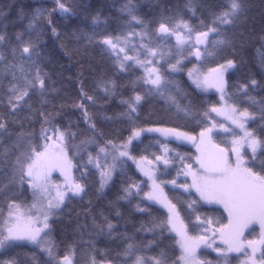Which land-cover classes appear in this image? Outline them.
<instances>
[{"label": "snow or ice", "instance_id": "6c2138e0", "mask_svg": "<svg viewBox=\"0 0 264 264\" xmlns=\"http://www.w3.org/2000/svg\"><path fill=\"white\" fill-rule=\"evenodd\" d=\"M14 6L13 3L9 7ZM77 7L69 0H53L51 9L36 8L32 11L28 16V28L34 29L39 22L46 21L53 35H58L52 17L56 14L72 17L77 14ZM244 10V0H230L224 10L214 15L206 31L197 30L185 20L173 23L171 18H165L154 29L156 39L153 40L148 25L135 14L133 0H127L121 11L130 17V25L140 26L139 32L129 31L115 36L88 35V41L99 44L118 71L127 72L133 64L144 69L140 77L131 81L133 94L120 101L125 106L124 111L115 117H104L109 121H125L128 135L123 136L117 129L109 138L97 126L85 105V101L95 104L96 98L83 88L81 100L74 106L82 111L90 135H84L78 142V130L60 126L55 122V113L37 109L42 118L39 131L18 133L11 147L0 152V168L9 171L6 182L0 179V197H4L0 203V257L28 246L46 254L44 264H75V248L69 246L61 255L50 238L54 217L67 201L77 197L83 199L90 174L98 175L97 193L102 196L104 190L114 183L115 176L123 174L131 161L144 179L123 184L117 203L124 200L131 204L139 198L134 205L135 211L149 217L139 231L151 233L154 237L158 234L160 238H164L167 232L175 242L173 254L170 256L166 249H160L153 256L142 254L159 247L157 239L138 242L134 235L117 233L118 225L101 212L100 223L93 219L94 227L100 234L122 239L125 246L116 257L108 258L105 252L104 258L97 260L93 255L89 264H120L121 258L123 264H213L211 260L200 258L202 248H211L217 254V264H230L231 253L244 255L246 259L242 264H264V126L258 135L249 126V122L256 119L255 113L229 103L232 96L226 91L225 74L236 69L234 58L223 56L222 63L207 68V71L201 67L231 46L226 30L237 22ZM6 15L7 12L0 11V16ZM17 15L25 17L23 7L17 9ZM93 23H98V17H93ZM210 34L216 39L210 40ZM137 37L138 44L134 43ZM173 37L177 56L173 63H169L173 59L171 48L166 54L158 42L171 41ZM16 40L18 43L12 45L6 32H0V73L4 79L11 77L7 85L0 83V104L7 108V113H0V135L7 136L12 135L9 124L14 121L11 118L25 106L32 111L28 103L31 97L37 93L44 97L49 91V75L40 66L42 52L38 39L24 40L23 34L17 33ZM193 59L196 63L187 71L191 86L200 93L215 89L219 94L218 101H205L202 110L196 108L191 100L186 104L180 103L177 96L183 94L186 99L188 94L183 92L178 82L169 79V76L182 73L184 62L191 63ZM164 64H167L166 69ZM138 85L143 92L136 91ZM99 86L106 95L116 94L115 81L101 80ZM250 86L264 85L252 79L238 89L251 104L260 105L259 118L264 121V100L257 101L248 95ZM149 97L161 100L168 109H174L177 117L182 116L185 120L199 115L200 119L196 121L199 132L196 133L195 128L183 131L181 127H168V122L162 120L141 122L140 108ZM220 130H223V135L231 136V140L217 142L215 138L222 134ZM146 134L156 137L155 144L150 146L159 147V154L152 152L151 158L136 154L137 146L143 143ZM173 140L193 144L196 149L194 159L172 149L169 145ZM224 144L230 146H222ZM10 156L14 159L10 160ZM177 160L180 167L176 175H182L185 182L178 183L176 178L161 179V176L169 174L171 167H176ZM55 173L59 174V181L54 179ZM169 185L177 195L169 197L165 192ZM14 186L18 192L7 194ZM25 190L31 192V203L19 199ZM216 205L222 207L226 217L215 218L199 211L201 207ZM156 206L162 214L153 216ZM115 216L118 219L122 217L118 209ZM257 224L261 230L259 239H246V230ZM217 240L220 244H216ZM175 249L179 251L178 256ZM24 255H30L33 264H40L35 252ZM20 256V253H15L0 259V264H24Z\"/></svg>", "mask_w": 264, "mask_h": 264}, {"label": "trees", "instance_id": "16d2710c", "mask_svg": "<svg viewBox=\"0 0 264 264\" xmlns=\"http://www.w3.org/2000/svg\"><path fill=\"white\" fill-rule=\"evenodd\" d=\"M70 3L78 5L76 15L72 17H63L56 14L52 17L53 26L57 29L58 35H53L51 27L46 21H41L34 29L28 28V16L36 8L53 7V0H0V11L7 12L6 17L0 16V32H6L10 43L16 45L17 33H22L24 40L29 38L39 41L42 52L40 66L49 75L48 87L49 91L41 97L38 93L34 94L29 100L32 111L25 106L19 111L14 121L9 124L11 136L0 135V152L4 148H10L17 139L20 132H38L41 126L42 118L36 111H44L55 113V122L62 127H70L73 131H79L77 141L82 139L84 135L89 134L87 124L85 123L82 111L75 107L81 100V89L96 98L95 104H89L85 101V105L90 115L95 119L97 126L101 128L111 138L119 129L123 136L128 135L127 123L122 120H105V116L115 117L118 113L123 112L125 106L120 103L122 98H127L133 94L131 81L136 80L143 74L144 69L133 64L127 72L117 70L113 60L102 50L99 44L90 43L88 35L97 33L100 35H123L129 31L139 32L140 26L129 24L130 17L121 11L122 6L127 0H69ZM230 0H133L136 5L135 14L145 21L148 25L149 34L153 40L156 39L154 29L159 22L165 18H171L175 23L179 20H185L199 31H206V26H211L214 15L224 10ZM14 7H9L12 4ZM245 10L241 13L237 22L227 28V36L231 41V46L219 53L214 59H210L207 64L201 66L204 71L207 68L215 67L217 63H222L221 57L227 56L237 61V67L225 74L227 81L226 91L232 96L229 103H235L240 108H248L250 112H254L256 119L249 122L251 129L255 130L259 135L264 126V121L260 117V105H255L248 101L247 96L242 95L238 91L239 86L244 83H250L252 79L258 81L259 85H264V0H244ZM23 7L25 17L20 18L17 15V9ZM93 17H98V23H93ZM203 22V23H202ZM210 40L216 39L215 36L209 35ZM139 37L134 43H139ZM163 51L167 54L169 49L172 50L173 59L169 63H173L177 52L174 46L175 38L171 41L161 40L158 42ZM133 53H129L132 55ZM143 59V57H141ZM11 57L9 56V61ZM196 63L193 59L191 63L184 62L182 73L169 76V79L178 82L179 87L188 96L185 99L183 94L177 96L180 103L186 104L191 100L194 106L200 110L203 109L204 102H216L219 100L216 90L209 89L207 93H200L191 86L188 79L187 71ZM158 66V65H157ZM163 67L166 69L167 64ZM11 79L8 76L4 79V75L0 73V83L7 85ZM101 80H112L116 83V94L106 95L99 86ZM54 89V91L52 90ZM136 91L143 92L141 86L136 87ZM248 95L256 98L257 101L264 100V86L252 88L250 86ZM47 101V103H43ZM0 113H7L4 104H0ZM200 119L197 115L194 119L185 120L182 116L177 117L174 109L170 110L159 99L149 97L140 108L141 122L147 120L167 121L168 127H181L183 131H192L195 128L196 133L199 128L196 127V121ZM221 136V135H220ZM216 137V141H221V137ZM156 137L153 135H145L143 143L139 144L136 149L137 155H149L156 152L159 154L158 146H150L155 144ZM224 140V139H222ZM172 149L181 153V155H191L194 159L195 146L188 142H178L173 140L169 145ZM147 148L145 152L144 149ZM94 151V148H90ZM9 159H14L10 156ZM86 160L87 157L85 156ZM191 163L192 161H186ZM180 167L179 161L176 167H171L168 175L161 176L163 180L177 179L178 183H184V177H177V169ZM79 175V173H76ZM9 171L0 168V179L6 182ZM144 179L138 172L135 165L129 161L123 174H118L114 178V183L104 190V195L97 193L98 175L90 174L87 178V194L83 199L77 197L71 199L62 206L54 217L53 231L50 238L54 241L57 250L62 255L64 250L69 246L75 248V264H89L90 258L95 255L97 260L103 257V253H107L108 258L116 257L117 253L122 251L125 242L116 236L109 237L107 234H100L98 229L94 227L93 219L96 223H100V213L103 212L109 216L118 226L117 233H128L134 235L136 241L147 242L148 240L157 239L159 247H154L151 251L144 252L147 256L156 255L160 249H166L171 256L173 254L174 240L167 232L164 238L154 237L151 233L139 231L141 224H147L149 217L146 214L136 212L134 205L138 199L129 204L127 201L120 200L117 203V197L121 194V186L130 183L131 180L140 181ZM147 191V187H145ZM11 192H18L14 186ZM165 192L169 197L178 193L172 190L169 185L165 188ZM6 194V195H7ZM31 192L25 190L19 199L30 203ZM196 197H184V199H195ZM4 197H0V203ZM111 202V204H110ZM112 205H115L113 207ZM143 206V205H142ZM119 210L122 214L121 218L115 216V211ZM201 213H207L215 218L226 217L223 209L216 206H208L199 208ZM153 216L161 215L158 206L153 208ZM226 223V219L223 220ZM256 227H253L246 236L255 235ZM174 235V234H173ZM216 244H220L217 240ZM36 253L37 260L40 264H44L46 255L40 253L32 247H23L5 253L0 259H6L10 255L20 253V258L24 264H33L31 256H25V253ZM175 255H179L178 249H175ZM239 253H231L229 256L230 264H238ZM200 258L213 261L217 264V254L211 249H201ZM123 264V258L120 260Z\"/></svg>", "mask_w": 264, "mask_h": 264}, {"label": "rangeland", "instance_id": "374dc122", "mask_svg": "<svg viewBox=\"0 0 264 264\" xmlns=\"http://www.w3.org/2000/svg\"><path fill=\"white\" fill-rule=\"evenodd\" d=\"M217 94V96H218V98H219V94L218 93H216ZM218 119H220V122H223V119L222 118H218ZM221 131V140L222 139H224V140H227V141H230L231 140V136H226V135H223V130H220ZM222 146H225V147H228V146H230V144H224V145H222ZM195 154H196V149H195ZM195 154H194V157H195ZM54 179L56 180V181H59L61 178L59 177V174L58 173H55L54 174ZM189 182H190V180H189ZM31 202H32V198H31ZM30 202V203H31ZM221 207V206H220ZM222 208V207H221ZM254 227H256V229H255V235L254 236H252V237H248V236H246L245 238L246 239H248V240H256V239H259V235H260V227H259V225L257 224V225H255ZM253 228V227H252ZM252 228H250V229H247L246 230V234H247V232H249V230H251ZM219 241V240H218ZM220 242V241H219ZM233 254H237L238 255V253H233ZM46 255V254H45ZM240 255V257H239V260H238V264H242V261H244L245 259H246V257L244 256V255H242V254H239ZM259 255V253H257V256Z\"/></svg>", "mask_w": 264, "mask_h": 264}]
</instances>
